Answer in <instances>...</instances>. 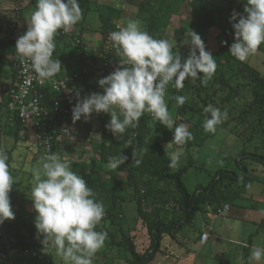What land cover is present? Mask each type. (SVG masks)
Masks as SVG:
<instances>
[{
	"label": "clouds",
	"instance_id": "1",
	"mask_svg": "<svg viewBox=\"0 0 264 264\" xmlns=\"http://www.w3.org/2000/svg\"><path fill=\"white\" fill-rule=\"evenodd\" d=\"M82 19L83 10L78 0H36L35 8L29 14L27 30L15 43L23 71L34 73L39 82L59 73L62 64L53 59L56 37L61 32H70ZM229 22L234 30L229 53L240 62L257 55L264 44V0H246L243 13L234 9ZM189 35V52L184 57L173 51V45L167 39L150 35L138 19H129L123 26H118L109 33V40L119 57L117 67L97 81L102 92H92L83 98L76 93V103L71 109L72 122L81 117L87 122L93 113L107 114L110 121L106 129L113 138L120 139L127 128L138 126L147 113L160 125L173 130V141L165 146V150L177 146V150L167 154L169 166H178L183 147L194 137L188 125H176L172 119L165 99L168 85L171 83L180 90L186 80L196 78L206 85L217 68L215 57L206 50L200 35L190 29ZM172 99L183 106L187 97L178 95ZM203 111L210 114L203 121L204 131L215 134L217 127L227 120V111L221 112L212 105L204 107ZM132 156H136L135 149ZM127 159L122 154L109 157L105 167L116 170ZM8 161L7 152L0 149V224L15 219L10 193L16 180ZM31 176L29 199L36 213L34 226L37 237L42 238V245L54 248L63 264H93L96 254L105 245L107 233L96 231L105 211L87 181L72 170L70 161L59 152L43 156L31 168ZM261 212L264 214V210ZM249 260L260 264L264 260V248L254 247Z\"/></svg>",
	"mask_w": 264,
	"mask_h": 264
},
{
	"label": "trees",
	"instance_id": "2",
	"mask_svg": "<svg viewBox=\"0 0 264 264\" xmlns=\"http://www.w3.org/2000/svg\"><path fill=\"white\" fill-rule=\"evenodd\" d=\"M129 1L130 3L136 4L138 8L137 17H143L146 23L145 30L154 38L164 39L170 25L171 17L177 11L180 0ZM90 2L91 0H78L80 7L86 11L89 10ZM190 8L191 21L187 25H181L174 32L176 44L173 46V51L181 53L184 57H187L190 47L191 37L189 35V29L194 30L202 38L207 34V31L216 25V11L209 8L208 0H191ZM18 10L21 11V8ZM19 11L16 17H18ZM121 12V10L118 11L109 5L98 6L99 18L101 20V27L99 30L101 43L99 50L96 52H91L87 49L81 35L68 32L66 35L59 38L61 41H65L68 44L75 43L77 39L80 42V44H77V50H80L79 56L81 65V69H79L77 73H80V76L77 80L71 82V86L75 89L76 93L79 92L80 94V92L83 91H87L89 94L97 92L98 83L94 81L97 75L98 79L106 77L117 67L119 57H117L115 50L111 47V50L105 53L104 47L109 33L117 30L115 22L116 19L120 17ZM11 16L12 15L8 16L9 18L6 20H10L12 18ZM0 30L4 33L2 42L3 46L6 47L9 44V40L11 41L12 38L17 35V24L14 30L3 29L2 27H0ZM186 38L188 45L182 46L181 43ZM56 39L58 38L56 37ZM224 41L227 43H223ZM224 41L220 45L219 50L212 53L216 60V71L218 72L224 69L225 64H230L233 60V56L229 53L231 41L230 39ZM4 59L5 58L2 57L0 62ZM87 59H91L94 62V66L89 68L88 74H82V68L85 66ZM4 62L16 68L15 59H5ZM104 64L108 65V70L104 74H101V65ZM239 65L244 67H238V79L242 80L244 78L243 72L248 71V76H251L253 81H248L246 87L252 89L255 95L253 105L251 106L252 112L250 113L249 110H244L240 115V120L243 121L247 119L246 117L248 115L250 117L252 114L257 113L258 110H264V76L247 64L243 63ZM15 75L17 79V69ZM239 91V86L235 89L232 88L231 92L226 95L225 100L232 101L233 98L237 97ZM178 95L187 96V100L183 106L177 105L176 101L172 99V97ZM193 95L194 97H192ZM80 97L82 96L80 95ZM165 99L168 104L169 112L173 111L172 113L175 114V121L180 118L179 120H183L184 123L191 125V117L198 111L202 113L204 107L210 105L213 97L210 93V88L202 84L200 78H196L186 80L183 88L180 90H177L173 84L170 83ZM46 103L48 105L50 104L48 97ZM190 112L192 114L191 117L189 116V119H186V115L190 114ZM256 118L260 120L262 115L258 117L257 114ZM109 121L110 120H103L101 123L99 159L92 158L93 160H91L90 163L87 161L75 160L70 161V164L72 170L87 181L88 186L95 194L102 193L111 196V204L104 211L109 222L112 225L119 226L121 230V239L118 240V238H116L117 236L112 232H107V236L111 240L113 246L129 252L130 259L128 260V264H150L154 260L157 252L161 249V242L164 235H171L174 230H181L183 226L192 222L196 213L203 209L205 204H213L217 213L219 208H222L228 203H232L239 195L237 191L238 186L236 184L241 181V183H244L243 185H246L250 179L248 167L246 164H243V157L249 159L258 158L264 164V155H253L251 152L248 153L243 149L238 152L235 158L236 165L240 167L239 172L228 169L218 170L215 176L206 185L198 184L194 191L190 192L183 181V177L188 173L191 167H193V164L188 161L176 171H173V167L169 166L170 159L167 154V149L165 150V146L173 141V130H169L163 125H160L159 122L154 121L151 116L146 113L140 119L138 126L127 128L120 139H115L112 133L105 127ZM79 123L81 129L90 131V125L87 124L83 118ZM259 123L262 135L259 141L264 148V122L260 121ZM24 128L25 127L19 122L11 124L6 119L5 122L0 125V135L2 133L4 134L5 130H8V136H13L15 143H20V134L23 132ZM253 139L254 136L252 135L247 139V142L249 143L253 141ZM188 146L190 145L188 144ZM258 148L260 149V147H256L255 149L258 150ZM134 149L136 150L135 158L132 156ZM54 152L57 151L55 150ZM7 154L9 156L8 163L11 171L12 152L7 151ZM64 154L65 153L61 155L63 156ZM119 154L127 156V161L116 170L110 171L109 178L104 179L101 169L96 166V161L98 160L102 164H107L109 157L118 156ZM136 160H139L138 164ZM120 173L126 174V178H120L118 176ZM155 182H161V184L173 182L175 189L170 194H167L168 190H163L162 186L158 190V194H153L152 185ZM130 190L133 194L132 199L137 205L138 217L142 219L143 224L146 225L150 238V244L143 252L137 250L133 239L121 228L122 220L120 219L122 214L120 211L122 209L123 195ZM10 198L11 206L14 211L15 207L21 201L20 192L12 188ZM150 199L152 200L151 203L153 207L151 213L154 214L155 218H151V213L150 215L147 214L144 209V204ZM169 204H172V208H174L172 211L173 217L165 220V218L163 219L160 215L166 211ZM177 213L179 214L178 216ZM6 222L11 226L19 244H21L23 248L37 249L42 238L37 237L32 217L25 218L17 214L14 220ZM246 262L247 258L244 256V263ZM27 263L49 264L50 262L47 263L46 261L31 259Z\"/></svg>",
	"mask_w": 264,
	"mask_h": 264
},
{
	"label": "rangeland",
	"instance_id": "3",
	"mask_svg": "<svg viewBox=\"0 0 264 264\" xmlns=\"http://www.w3.org/2000/svg\"><path fill=\"white\" fill-rule=\"evenodd\" d=\"M138 2L139 0H134ZM190 1L191 0H180L177 11L172 15L170 25L167 30V34L164 39H167L172 45L176 44L174 38L175 30L181 25H187L192 17L190 14ZM124 4H123V3ZM129 2L128 0H118L115 6H118L122 10L123 5ZM209 8L216 11V25L207 31V34L202 37V40L205 44L206 50L211 53L219 50L220 45L224 40L230 39L231 44L234 42V30L229 22L230 15L235 9L239 13H243V7L246 0H208ZM129 4V3H127ZM121 5V6H120ZM130 5V4H129ZM13 4H10L8 8L12 7ZM126 6V5H125ZM115 7L114 9H116ZM127 9V8H126ZM133 9V10H131ZM117 10V9H116ZM129 10V11H128ZM134 12V14L130 13ZM85 12H83L84 15ZM89 14V17L85 23V27L93 31H97L101 25V20L98 17V13ZM137 7L134 5L131 8L123 11L120 14V17L116 19V28L118 26H123L129 19H138L142 23V27L145 30L146 23L143 20V17H137ZM92 31V32H93ZM221 37V38H219ZM101 40L99 39L96 44L98 48L100 46ZM187 38L181 43L182 46H186ZM73 48L77 50V44L72 43ZM233 60L230 64H225L224 69L220 72L215 71L212 78L207 82L206 86L210 88V93L213 97L212 105L215 108H218L223 111H227V120H225L221 125L217 127L215 134L206 133L202 127L203 121L206 114L204 111L196 112L193 117L190 114L186 115V119L191 117V125L184 123V121L179 120L175 121V114L170 112L172 119L176 122L175 124H186L188 125L189 131H191L194 139L189 141L185 147H183V154L180 157L178 166L173 167V171H176L180 167L184 166L188 161L193 164V167L184 175L183 181L186 184L190 192L194 191L195 187L198 184L206 185L216 174L218 170H222L226 167L229 168H238L235 164V158L239 151L245 149L246 152H251L253 155H264V148L262 143L259 141L261 135V129L259 128L260 121L264 122V110H258L257 113L249 115L247 119L241 121L240 115L242 111L249 110L252 112L251 106L253 105L255 95L252 89L246 87L248 81H253L248 71H244V78L242 80L238 79L239 66L244 67L239 64H247L250 67L256 69L258 72L264 76V44L261 45L259 53L255 56L250 57L245 62H240L232 57ZM77 68L74 66V69L71 68L64 75H58L59 78L69 76L73 74V70ZM66 78V77H65ZM98 75L94 81H98ZM228 83V84H227ZM239 86L240 91L237 94L236 98H233L232 101L225 100L226 95L231 92L232 88ZM103 90L98 86L97 92H102ZM89 93L87 91L80 92V95L83 98ZM187 97V96H186ZM194 97V95L192 96ZM190 97V98H192ZM193 99V98H192ZM196 99V98H195ZM189 100V99H188ZM204 114V116H203ZM262 115V118L258 120L256 117ZM103 120H110V116L104 113L95 114L93 113L91 118L87 121V124L90 125L91 129H81L78 123L75 125V130L72 133V142L71 148L63 156L69 161H87L91 162L93 159H99V150L101 145V123ZM86 122V121H85ZM259 123V124H258ZM6 128V127H5ZM263 128V127H262ZM4 135V146L8 152H12V169L11 173L16 180V183L13 185V189H17L20 192L21 200L26 203H32L30 198V189H31V168L36 166L37 162L41 160L36 146H35V135L31 130L29 134L22 133L20 136L25 137L27 141L20 143H15L13 138H9L8 131L5 130ZM254 136L253 141L247 142V139L251 136ZM1 142V139H0ZM3 142V141H2ZM188 144L190 146H188ZM1 145V143H0ZM258 145L260 149H255L254 146ZM261 145V146H260ZM2 146V145H1ZM121 149V147H120ZM177 150V146L172 145L171 148L167 149V153ZM121 151V150H120ZM93 158V159H92ZM241 160V159H240ZM243 164H246L249 170V174L252 177L253 167L256 171L264 170V164L258 158H245L243 157ZM106 164L96 161V166L101 169L102 176L104 179H108L110 174L109 170L105 167ZM120 178L125 179L126 174L120 173L118 175ZM251 181V178L248 180ZM163 184V183H162ZM161 182L153 183V194H158V190L162 187L163 190H168L167 194H170L175 189L173 182H166L163 185ZM244 183L238 182V191H244V188L247 186L243 185ZM132 191H127L123 195L122 200V217L120 220L122 225L121 228L123 231L133 239L136 248L138 251L143 252L150 244L149 234L146 228V225L143 224L142 219L138 217L137 205L132 199ZM163 196V194H162ZM161 196V197H162ZM95 199L98 202L103 204L104 210L111 204V196L109 194L96 193ZM152 200H148L144 204V209L147 214L150 215L153 210ZM173 205L169 204L166 211L160 215L163 219L168 220L173 217ZM179 214L177 213V216ZM101 221L97 226L96 231H102L105 233H114L119 239H121V230L119 226L112 225L109 220L106 218ZM181 216V214H180ZM179 216V217H180ZM199 216V214H198ZM35 217V216H34ZM178 217V218H179ZM151 218H155L154 214L151 213ZM105 229V230H104ZM201 230L200 223L198 225L188 226L185 225L179 231L174 230L172 232L173 243L177 245L178 250H183V245L179 243L186 240L187 244H193L190 248L191 252H196L198 249L195 244V238L199 235ZM184 237V239H183ZM183 239V241H182ZM185 248V247H184ZM178 253V252H177ZM207 252H201L197 257V264H217L219 259L209 256ZM207 255V256H206ZM206 256V258L204 257ZM130 259L129 252L120 249L111 244V240L107 236L104 247L96 254V257L93 261V264H128ZM177 260V259H176ZM28 262L29 260H25ZM49 264H63L59 260V257L55 254L50 255ZM63 262V261H62ZM151 264H160L159 261L153 262Z\"/></svg>",
	"mask_w": 264,
	"mask_h": 264
},
{
	"label": "crops",
	"instance_id": "4",
	"mask_svg": "<svg viewBox=\"0 0 264 264\" xmlns=\"http://www.w3.org/2000/svg\"><path fill=\"white\" fill-rule=\"evenodd\" d=\"M117 2L118 0H91L89 10L86 11L81 8L83 12H85L83 19L70 31V33L81 35L89 51H98L99 48L96 43L99 39L101 40L99 33L101 25L97 31L85 27L89 14L92 13L95 15V12L98 13L99 5H109L113 8L117 7L116 9L119 11L120 8L115 6ZM127 3H125L126 6L123 5V11L131 8L132 5L137 7L136 4L130 3V1ZM10 4H13V6L8 8ZM35 4L36 0H0V22L8 19V16L14 15L17 8H21L17 17V36L22 35L27 30L29 14L34 10ZM130 13L134 14V12L131 11ZM3 37L4 33L0 30V59H2V57L6 60L14 59V41L9 40V44L5 47L2 42ZM79 52V49L75 50L73 48L72 43L68 44L65 41H61V39H56V50L53 54V59H58L62 64V70L56 74L58 79L66 80L81 69ZM4 60L0 62V125L7 119L5 108L8 100V91L17 81L15 75L16 68L6 64ZM74 66L77 68L73 70L72 75L69 74L68 77L65 76L66 78H59L58 75H64L71 68L74 69ZM31 130V128L25 127L22 133L29 134ZM5 132L6 131H4V134L2 133L0 135L1 145H4L3 138ZM9 138H13V136H9ZM20 139L21 142L23 141L22 139L27 141L25 137L20 136ZM256 147L259 146L255 145L254 148ZM251 168L254 172L252 173V177L250 176L251 181H248L246 184L251 185V187L249 188L245 185L244 191L241 192L237 189L239 195L232 203L227 204L230 206V210L224 216H218L214 205L208 203L204 205L203 209L196 213L192 222L187 224L193 227L199 223L201 225V230L198 233L199 235H197L194 241L196 246H198L196 252L190 251L188 247H192L193 244H187L186 240L183 241L184 237L182 239L183 242L179 244L181 246L183 245L185 248L183 247V250H178L177 245L173 243L172 235H164L161 242V249L157 252L151 263L159 261L160 264H197L198 255L201 252L209 253L210 251V254H208L209 256L217 260L219 259L217 264H255V262L249 260L251 251L254 247L264 248V214L261 212V210H264V170L256 171L253 167ZM224 169L239 172L238 168L226 167ZM14 213L15 215L18 214L25 218L32 217L33 220L36 215L32 203H26L22 200L15 207ZM202 233H207L209 235L204 245L200 243V236ZM52 253L57 255L55 249L51 248L47 253L49 259ZM206 256L204 257L206 258ZM244 256L247 258L246 263H244ZM59 260L63 263L61 257H59ZM20 264L28 263L23 260ZM260 264H264V260H262Z\"/></svg>",
	"mask_w": 264,
	"mask_h": 264
},
{
	"label": "built area",
	"instance_id": "5",
	"mask_svg": "<svg viewBox=\"0 0 264 264\" xmlns=\"http://www.w3.org/2000/svg\"><path fill=\"white\" fill-rule=\"evenodd\" d=\"M12 15L10 20L0 22L3 29H16L17 17L19 11ZM66 35L61 32L57 38ZM17 35L12 38L16 43ZM80 44L79 40L75 41ZM112 42L109 35L106 39L105 53L111 50ZM14 59L16 60L17 81L8 91V100L6 103V117L11 124L19 122L22 126L31 128L35 135V146L41 157L54 153L56 150L60 154L66 153L71 148L72 133L75 130V123L72 122V107L76 103V91L71 86V82L77 80L80 73H76L66 80H60L55 76L39 82L34 73L24 72L19 62V58L14 50ZM94 66L91 59H87L82 68V74H88L89 68ZM108 70V65H101V74ZM47 97L50 104L46 103ZM78 122V123H77ZM7 152L4 145L0 146ZM219 208L218 216H224L230 206ZM209 235L202 233L200 243L204 245ZM51 247H44L42 243L37 249L23 248L19 244L17 237L11 226L5 221L0 224V264H19L22 260L35 259L38 261L50 262L47 256Z\"/></svg>",
	"mask_w": 264,
	"mask_h": 264
}]
</instances>
